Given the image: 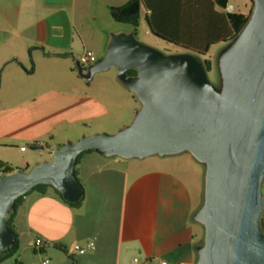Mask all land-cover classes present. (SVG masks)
Here are the masks:
<instances>
[{
  "label": "crops",
  "instance_id": "1",
  "mask_svg": "<svg viewBox=\"0 0 264 264\" xmlns=\"http://www.w3.org/2000/svg\"><path fill=\"white\" fill-rule=\"evenodd\" d=\"M129 1L0 0L1 162L30 171L68 142L115 135L134 121L141 105L117 73H100L88 82L74 68L86 52L104 59L112 35L138 37V29L121 28L127 25L110 15L111 8ZM216 1L141 0V21L156 38L166 42L153 32L177 37L176 47L198 55L184 48L192 46L187 42L207 37L201 33H224L216 14L227 11ZM229 6L237 12L231 0ZM132 162L95 152L82 156L75 175L84 197L77 209L53 190L27 195L13 219L20 243L16 264L31 249L38 252L37 240L50 264H197L204 231L194 221L200 204L188 185L163 170L135 178ZM90 242L94 253L70 254Z\"/></svg>",
  "mask_w": 264,
  "mask_h": 264
},
{
  "label": "water",
  "instance_id": "2",
  "mask_svg": "<svg viewBox=\"0 0 264 264\" xmlns=\"http://www.w3.org/2000/svg\"><path fill=\"white\" fill-rule=\"evenodd\" d=\"M253 3L248 23L219 53L218 86L195 55L164 56L134 33L112 35L105 58L87 72L78 64L88 82L116 70L141 108L115 135L68 142L30 171L0 174V253L15 241L8 224L15 202L38 186H51L70 205L83 200L75 170L84 153L123 160L189 153L206 165L194 216L204 227L197 264H264V0Z\"/></svg>",
  "mask_w": 264,
  "mask_h": 264
},
{
  "label": "rangeland",
  "instance_id": "3",
  "mask_svg": "<svg viewBox=\"0 0 264 264\" xmlns=\"http://www.w3.org/2000/svg\"><path fill=\"white\" fill-rule=\"evenodd\" d=\"M231 5H233L237 9V11H241L246 14H248L251 8V3L249 2V0H231ZM120 27L124 29H129L130 26H120ZM137 32H138V37H136V40L139 43L159 51L164 56L190 54L183 48L176 47L174 45H171L153 36L150 33L149 28L144 20L141 21L140 27L138 28ZM218 49L220 48H213L211 49V52H209V54L204 55L202 57L199 55H195L203 63L204 66H205V61L212 62L213 70L210 73L207 71V74H208V78L210 82L215 86H218V83H219L218 71H217V66H218L217 60L219 59L218 58L220 55L219 53L224 48H221L219 50L220 52L218 51L219 53H217ZM214 55H215V58H212ZM77 65L78 64H75L74 66L76 71L78 70ZM87 69L88 67L85 66L84 67L85 72H87ZM109 73L116 74L117 72L116 70H110ZM131 124L132 123H130V125ZM128 126L129 125H127L126 127ZM38 155H41L43 158L46 157V153L44 151L38 153ZM116 160L119 161L118 159ZM132 163L133 165H136L134 172H133L134 173L133 175L135 178H138L140 175L147 174L154 170L167 171L177 177H180L188 185L192 193L194 202L196 203L198 202L200 204V207L202 206L204 202V193H205L206 165L199 163L189 153H183L180 155L169 156V157L155 156V157L147 158L144 160L135 159L133 160ZM262 191L264 195V183H263ZM198 225H200V228L203 229L204 231V227L201 224H198ZM203 237H204V233H203ZM71 253L72 254L74 253V247L71 248L70 254ZM42 258L47 259L48 257L46 255H40L39 251L35 253L31 249L24 256H21L22 260L20 261L23 264H41ZM16 262H19V258L17 256L9 259L3 264H16Z\"/></svg>",
  "mask_w": 264,
  "mask_h": 264
},
{
  "label": "trees",
  "instance_id": "4",
  "mask_svg": "<svg viewBox=\"0 0 264 264\" xmlns=\"http://www.w3.org/2000/svg\"><path fill=\"white\" fill-rule=\"evenodd\" d=\"M228 1L229 0H217L215 2L216 5L220 6L223 9H226L228 7ZM249 2L251 3V8L248 12V14L241 12V11H237V12H231V13H227V14H222V15H217L216 14V18L218 20L223 21L224 22V33L219 34H213V33H201V35H206L207 37H201V40H198V38L194 41H189L187 42V40L185 41L180 40V41H185L190 45V47H184L187 48L188 50L194 51L196 52L198 55L200 56H204L209 54V52L211 51V48L213 46H215L216 44H220V43H227V42H231L233 41L238 35L239 33L242 31V29L245 27V25L248 23L252 11H253V0H249ZM110 15L112 17V19L119 24H123V25H127V26H131L133 27L135 30H137L139 28V24L141 21V0H130L126 5L119 7V8H111L110 9ZM148 22L150 24V20L148 19ZM219 24H215V27L217 28ZM214 27V26H213ZM220 27V26H219ZM156 36H159L161 38H163L166 42H168L169 44L175 45V46H180V43L176 42L178 39H176L175 37L170 38L168 36H165L164 34L158 33V32H153ZM205 66L207 71L210 73L213 70V66H212V62L211 61H205ZM128 76H136V73L133 71H130L128 73ZM100 153L98 151H90L88 153ZM88 153H84L82 156L88 154ZM82 156L79 158V161L81 160ZM14 169L12 167H10L9 165L4 164L3 162L0 161V173H11L13 172ZM48 190H53L61 199V201L68 207L73 208V209H77L79 207H81L82 202L75 205H70L67 204L62 196L55 190L53 189L51 186H38L35 190L32 191L33 192H37L40 193L42 195H45L46 192ZM29 195V194H28ZM26 197V196H25ZM25 197H22L20 199H18L15 202L14 205V211L12 213V215L8 218V224L10 227V230L12 231V233L15 236V241L14 244L11 248L3 251L0 253V264L5 263L6 261H8L9 259L15 257L19 250H20V243H19V239L18 236L14 230L13 227V219L15 217L16 211L18 209V207L22 204L23 200ZM262 225L264 228V217L262 219Z\"/></svg>",
  "mask_w": 264,
  "mask_h": 264
},
{
  "label": "built area",
  "instance_id": "5",
  "mask_svg": "<svg viewBox=\"0 0 264 264\" xmlns=\"http://www.w3.org/2000/svg\"><path fill=\"white\" fill-rule=\"evenodd\" d=\"M233 10H234V8L231 6L226 8L227 13H231V12H233ZM97 62H98L97 58L95 57V55L93 53L86 52L81 57L79 64L84 68L85 66L90 67L92 65H95ZM39 146L42 147L43 145L40 144ZM21 151L25 152L26 148H22ZM43 247H44L43 241L37 240L35 243V249L37 251H40L41 249H43ZM96 249H97L96 244L94 242H90L84 246L76 245L74 247V253L78 256H85V255L94 253L96 251ZM42 264H50V261L46 259L42 262ZM160 264H169V263L166 261H162Z\"/></svg>",
  "mask_w": 264,
  "mask_h": 264
},
{
  "label": "clouds",
  "instance_id": "6",
  "mask_svg": "<svg viewBox=\"0 0 264 264\" xmlns=\"http://www.w3.org/2000/svg\"><path fill=\"white\" fill-rule=\"evenodd\" d=\"M232 7V6H231Z\"/></svg>",
  "mask_w": 264,
  "mask_h": 264
}]
</instances>
